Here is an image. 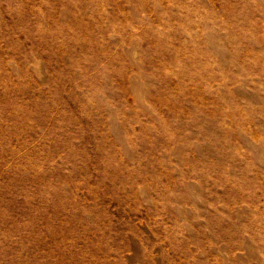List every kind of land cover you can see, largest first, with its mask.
<instances>
[{
  "label": "rangeland",
  "instance_id": "rangeland-1",
  "mask_svg": "<svg viewBox=\"0 0 264 264\" xmlns=\"http://www.w3.org/2000/svg\"><path fill=\"white\" fill-rule=\"evenodd\" d=\"M0 264H264V0H0Z\"/></svg>",
  "mask_w": 264,
  "mask_h": 264
}]
</instances>
